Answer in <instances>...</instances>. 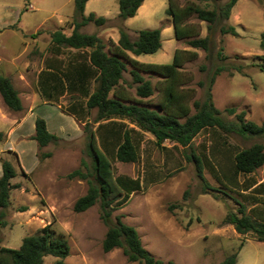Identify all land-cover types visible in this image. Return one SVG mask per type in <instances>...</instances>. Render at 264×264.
<instances>
[{
  "label": "rangeland",
  "instance_id": "obj_1",
  "mask_svg": "<svg viewBox=\"0 0 264 264\" xmlns=\"http://www.w3.org/2000/svg\"><path fill=\"white\" fill-rule=\"evenodd\" d=\"M173 1L179 5L193 1L201 7L213 8L216 3L225 0L216 3L211 0ZM262 1L237 0L229 18L223 20L226 24H233L237 32L222 33L219 30L221 22L213 24L208 55L205 49L187 43L189 37L209 33L207 21L196 14L190 15L184 23L195 33L177 38L172 19L165 13L168 0H149L133 16L123 20L117 17L118 0H89L85 12L95 10L98 15L105 14L107 20L103 24L88 21L80 25L79 30L96 33L106 47H114L113 37L116 32L119 34L121 25L131 39L136 37L140 28L160 27L161 47L152 53L139 54L140 61L169 62L175 50L179 49L183 63L178 71L182 86L191 100L202 99L204 95L205 85L198 81L207 82L216 65H225L212 84L214 104L222 110L225 119H234L235 116L228 114L224 108L235 106L236 112L244 109L245 118L260 123L264 118V69L258 65L262 63L258 56L264 55L260 44L261 32L264 31ZM74 18L79 19L80 16L74 12L73 0H0V71H13L17 59L18 62L22 60L23 68L29 61L26 67L36 71L42 58L37 48L49 45L53 30L61 29L69 33ZM219 50L225 57H219ZM13 53L17 55L15 62L11 60ZM74 53L73 48L66 47L62 55L64 59H70ZM127 53L133 57L131 51ZM124 60L126 68L115 90L128 98L142 99L145 104L157 107L162 93V76L141 71L144 78L151 81L154 91L147 97H140L135 91L137 83L130 73L133 64L128 58ZM237 65L241 66V70L235 69ZM77 95L67 92L58 96L56 101L66 111L67 105ZM36 108L50 113L53 119L56 113H59V120L63 117L56 103H40ZM95 114L96 109L92 108L84 120H91V127L97 131V122L92 121ZM64 115L66 133L57 141L39 147L36 140L17 141L12 134L10 142L13 144L14 140L20 162L11 146L0 156V160L7 158L13 163L17 174L11 181L18 183L11 190V202L3 218L5 222L0 224V245L18 247L24 235L35 233L51 222L56 231L63 233L68 240L67 264H142L129 261L120 246L109 251L102 249L107 225L100 216L99 201L83 211L73 209L75 199L86 192L88 183L85 178L69 177L68 173L77 167L85 170V164H91V157L86 147L84 121L76 118V122L70 114ZM215 131L212 127H205L187 145L170 140L158 145L151 133L144 132L138 143L136 160L112 159L114 176H138L142 184L127 198L121 197L123 193L115 195L111 218L114 221L115 214L121 213L125 222L135 226L143 245L165 261L222 264L227 254L237 251L235 264H264V240H258L251 231L238 232L232 223L224 221L229 212L240 214V203L252 217L253 213L262 214L264 193L253 190L254 184L247 189L243 185L264 179V163L250 173H240V186L229 185L222 177L221 168L229 166L230 158L226 156L227 152L213 151ZM226 139L227 145H235L237 149L256 141L264 144V136H242L235 132H228ZM97 141L102 145L99 138ZM45 151L51 154L42 156ZM193 153L209 160L204 164L202 161L204 181L198 174ZM205 182L208 187H204ZM55 259L48 254L41 264H52Z\"/></svg>",
  "mask_w": 264,
  "mask_h": 264
},
{
  "label": "trees",
  "instance_id": "obj_2",
  "mask_svg": "<svg viewBox=\"0 0 264 264\" xmlns=\"http://www.w3.org/2000/svg\"><path fill=\"white\" fill-rule=\"evenodd\" d=\"M87 0H73L74 12L79 19L73 20L72 31L66 34L61 29L51 32V40L58 47H74L81 49L77 53L75 62L57 65L56 71H41L39 75V89L47 98L58 97L64 92L76 91L72 101L67 105V110L76 118L84 121L83 128L87 131V152L91 157V164H85V170L77 167L68 173L69 177L85 178L88 187L85 193L78 196L74 203L75 211H83L96 201L100 204V216L107 225L102 239V249L109 251L114 247H122L124 255L129 261H138L142 264H176L172 259L163 260L154 256L142 243L140 235L134 225L125 222L122 214H115L114 221L111 218L114 205L112 202L116 194H122L127 198L133 190L141 187L138 176L131 177L124 174L113 175L112 159L121 161H134L139 155V140L144 132L151 133L156 144L160 145L164 140H170L181 145L189 144L194 136L205 127H212L216 140L213 143V151L227 152L230 164L221 168L222 177L229 185L235 187L242 184L238 178L240 173L246 174L254 171L264 163V144L256 141L251 145L237 149L235 145H227L226 135L235 132L242 136H264V118L260 123L245 118V110L236 112L235 106H226L224 110L233 114L234 119H225L222 110L218 108L212 99V84L216 74L224 69L225 65L218 64L211 71L207 82L199 80L204 87L202 99L194 98L186 93L182 86L178 68L183 60L179 55V49L173 53L169 62L140 61L128 55L152 53L161 47V28H140L135 38L131 39L124 26H119V38L114 47H106L103 39L96 33L81 32L79 26L93 20L97 24H103L107 17L96 15L94 11L84 13ZM143 0H118L117 17L121 20L133 16ZM207 1V0H205ZM218 2L219 0H211ZM237 0H225L216 3L213 8L201 7L193 1L182 5L168 0L165 13L173 22L174 34L177 38L192 36L195 32L184 23V20L192 14H196L201 20L207 21L208 34L204 36L189 37L187 43L193 47H201L210 51L212 25L221 22L219 30L222 33H236L233 24H226L231 8ZM262 15L264 19V0L262 1ZM261 46L264 48V31L261 32ZM220 58L221 51H217ZM262 63L259 68L264 69V55H259ZM125 58L133 64L130 69L131 77L136 82L135 91L140 97H147L154 91L149 79L144 78L141 71L160 74L162 76L161 99L157 107L145 104L142 99H131L121 91L115 90V86L122 79L123 70L126 68ZM241 70V66H235ZM232 73V72H230ZM45 75V82L42 77ZM93 88L91 89V86ZM110 91H112L110 95ZM0 94L4 103L13 110L22 108L21 99L9 76L0 71ZM92 108L96 114L92 121L97 122L96 129L91 127V120L87 117ZM193 108V110H192ZM39 147L51 141H57L59 136L50 132L44 118H35V132L32 135ZM5 138V132L0 130V140ZM97 138L102 145L98 144ZM223 148V149H222ZM50 151L42 152V156L50 155ZM197 161V170L200 178L202 175V159L192 154ZM2 172L0 174V224H4L5 209L10 205L11 190L18 186L11 178L17 174L13 163L7 159L1 160ZM25 173L24 171H22ZM254 184V185H253ZM253 185V186H252ZM227 186V185H226ZM244 188L252 186L257 193H264V179L257 183H248ZM204 187H208L205 182ZM118 200V199H117ZM21 208H24L21 206ZM239 213L229 212L224 221L233 224L241 233L251 231L258 240H264V211L260 216H253L246 212L243 203H240ZM69 243L65 235L52 226L51 222L40 227L37 232L22 237L18 247L0 245V264H41L44 256L50 254L56 257L52 264H67L65 257L69 254ZM237 251L227 254L222 264H235Z\"/></svg>",
  "mask_w": 264,
  "mask_h": 264
},
{
  "label": "crops",
  "instance_id": "obj_3",
  "mask_svg": "<svg viewBox=\"0 0 264 264\" xmlns=\"http://www.w3.org/2000/svg\"><path fill=\"white\" fill-rule=\"evenodd\" d=\"M148 1L149 0H143L142 3L139 5L138 9H141L142 7H144V5ZM88 2L89 0L86 1L85 8ZM234 5L232 6L231 11L234 10ZM85 8H84V13L87 14L85 12ZM92 11L96 13L95 10H92ZM71 31H72V28H71ZM69 33H66V34H69ZM118 38H119V34L117 35V32H116L114 34L113 41L117 43ZM49 40H50L49 45L46 48L45 47L42 48L40 46L37 48L38 54L40 55V52L42 53V58L40 59V64L36 71H34L33 69L31 70L30 68L26 67L29 61L28 62L26 61L27 63H25V67L23 68L22 60H19L18 62V59L16 60V64L14 65L15 68H13V71H7V69H5L4 71L5 75L9 76L13 86L16 88L18 92V95L21 99L22 108L19 110L10 109L4 103L2 96L0 94V130L5 132V138L0 140V156L1 154L3 156V151H5L8 148V146H11V148H14V150H16L14 147V140H12L13 144L10 142L12 134L15 135V139L17 141L25 140V141L33 142L36 140L32 137V135L35 132V118L37 116L44 118L46 121V126L48 130L50 132L55 133L59 137L65 135L66 133V127L64 125V119H63L65 117L64 114H70L76 121V116L72 112L67 110V108H66V111L60 108L61 104L60 102L56 101L57 97L47 98L45 95H43V93L39 89V75L41 71H56L55 68L57 67V65L66 64L68 61L75 62L78 59L77 53L78 51H81V49L79 50L74 47H68V48H73L75 50V53L72 55L70 59L69 58L64 59L62 52H63V49L66 47L55 46V44H53L51 40V35H50ZM34 44H38V43L35 42ZM131 54L134 58L138 59L139 54H133L132 52ZM16 56H17L16 54L14 53L12 54L11 60L13 62H15ZM146 62H150V61H146ZM43 78H45V75L44 77H42V81L45 82V79ZM65 93L67 92H64L58 96L60 97L61 95ZM70 93H77V92L72 91ZM40 103L41 104L56 103L57 106L60 108V114L61 116H63L62 119L61 120L58 119L57 114L59 113H56V118L53 119L50 113L38 111L36 108V105L37 104L39 105ZM15 152L19 160V154L17 150ZM1 172H2V167H1V161H0V174ZM12 182H15V181H12Z\"/></svg>",
  "mask_w": 264,
  "mask_h": 264
}]
</instances>
